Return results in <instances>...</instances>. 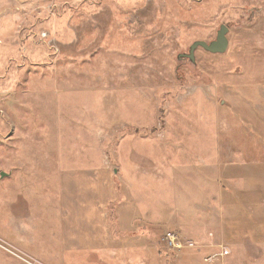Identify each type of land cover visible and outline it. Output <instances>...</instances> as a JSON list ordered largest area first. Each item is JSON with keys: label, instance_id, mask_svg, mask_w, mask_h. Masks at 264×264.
Segmentation results:
<instances>
[{"label": "rangeland", "instance_id": "obj_1", "mask_svg": "<svg viewBox=\"0 0 264 264\" xmlns=\"http://www.w3.org/2000/svg\"><path fill=\"white\" fill-rule=\"evenodd\" d=\"M220 24L225 52L177 58ZM262 161L264 0H0L3 240L22 223L50 253L79 241L71 264H207L219 244L211 264H264ZM117 207L125 247L95 262L81 226Z\"/></svg>", "mask_w": 264, "mask_h": 264}, {"label": "crops", "instance_id": "obj_2", "mask_svg": "<svg viewBox=\"0 0 264 264\" xmlns=\"http://www.w3.org/2000/svg\"><path fill=\"white\" fill-rule=\"evenodd\" d=\"M246 162H250V160ZM208 183L211 184L210 182ZM206 187L207 189L205 190V192L211 194L213 192L214 186L206 185ZM106 200H108V197L106 198ZM121 214L122 213L120 211V214L118 216V207H117L116 215L113 217V219L110 220V222H112L110 223L111 224L110 226L108 222H106L105 225H102V220H98L94 223L92 219L90 223L89 222L84 223L82 226L79 223V226L82 227V231L85 233L86 236H88L89 242L87 244H89L90 246L89 252H91L90 255L92 256V260L94 261L101 260L98 255V251H97L98 249H105L106 251L111 250V252L113 253L117 249L125 247V246H121V242H123V237L122 236L118 237L119 233H122L123 231L121 227L122 226ZM98 224H100L99 226L100 229L98 227ZM20 225L15 224L16 228H14V230L9 228V234L5 235V238L9 240L10 243H12L13 245L15 244V246L21 249L22 251L36 257L37 259L43 262H46L47 264H71L69 262L67 263L64 259V256L63 257L60 256L59 252L62 249H63L62 251H66V249L70 250V246L73 243H76L75 245L78 246L79 241L73 242L74 237L64 238L63 246L59 244L58 248H54L53 251L50 253L48 250H44V249L45 247L52 245V242L49 239H47L46 235L42 233V230L39 231L37 230V235L34 236L32 235L31 232L26 233L25 230H23L24 227L22 223H20ZM5 226H7V224ZM98 234H101V236H98ZM81 236L83 237L84 235ZM83 242L86 241L83 240ZM105 243L107 244V246L104 245ZM104 246H106V248H104ZM76 259L77 257L75 256L72 260H76Z\"/></svg>", "mask_w": 264, "mask_h": 264}, {"label": "built area", "instance_id": "obj_3", "mask_svg": "<svg viewBox=\"0 0 264 264\" xmlns=\"http://www.w3.org/2000/svg\"><path fill=\"white\" fill-rule=\"evenodd\" d=\"M160 240L167 251L175 252L176 254H178L187 246V241H185L179 233L173 232L167 228L163 229ZM0 249L4 250L25 264H44L43 261L41 262L36 257H33L32 255L20 250L15 246V244L13 245L2 238H0ZM229 252L230 249L226 245L219 244V251L206 255L203 260L205 263L211 264L215 260H218V258L222 259V257L229 254Z\"/></svg>", "mask_w": 264, "mask_h": 264}, {"label": "water", "instance_id": "obj_4", "mask_svg": "<svg viewBox=\"0 0 264 264\" xmlns=\"http://www.w3.org/2000/svg\"><path fill=\"white\" fill-rule=\"evenodd\" d=\"M228 29L225 24H220L218 30L216 31L214 39L210 40L209 42L203 40H194L188 46L187 52L179 53L177 58H188L189 61H194V50L197 47H201L204 50L211 52V53H223L228 48V38L226 36ZM4 175V174H3Z\"/></svg>", "mask_w": 264, "mask_h": 264}, {"label": "flooded vegetation", "instance_id": "obj_5", "mask_svg": "<svg viewBox=\"0 0 264 264\" xmlns=\"http://www.w3.org/2000/svg\"><path fill=\"white\" fill-rule=\"evenodd\" d=\"M181 58H184V57H181ZM184 59H188V58H184ZM189 60V59H188Z\"/></svg>", "mask_w": 264, "mask_h": 264}]
</instances>
